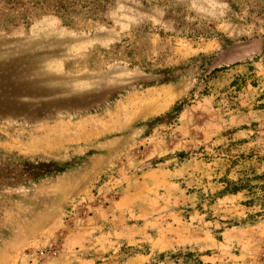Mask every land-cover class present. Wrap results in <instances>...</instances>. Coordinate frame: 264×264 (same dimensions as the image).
<instances>
[{
	"label": "rangeland",
	"instance_id": "rangeland-1",
	"mask_svg": "<svg viewBox=\"0 0 264 264\" xmlns=\"http://www.w3.org/2000/svg\"><path fill=\"white\" fill-rule=\"evenodd\" d=\"M263 173L264 0H0V264H264Z\"/></svg>",
	"mask_w": 264,
	"mask_h": 264
},
{
	"label": "trees",
	"instance_id": "trees-1",
	"mask_svg": "<svg viewBox=\"0 0 264 264\" xmlns=\"http://www.w3.org/2000/svg\"><path fill=\"white\" fill-rule=\"evenodd\" d=\"M252 181H258L260 182V185H250V182ZM220 182L226 185L221 192L233 193L238 190H244L246 192V197L249 198V201H252L255 190H258L261 193L260 197L263 200L262 206L264 207V173L259 176L252 175L251 177H244L242 180H238V183H234L233 185H230L229 182Z\"/></svg>",
	"mask_w": 264,
	"mask_h": 264
}]
</instances>
